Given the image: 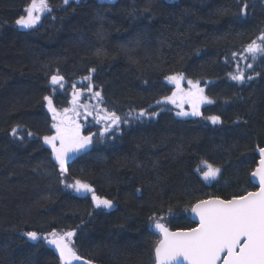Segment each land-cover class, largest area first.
I'll use <instances>...</instances> for the list:
<instances>
[{
  "label": "trees",
  "instance_id": "1",
  "mask_svg": "<svg viewBox=\"0 0 264 264\" xmlns=\"http://www.w3.org/2000/svg\"><path fill=\"white\" fill-rule=\"evenodd\" d=\"M29 3L0 0V264H60L24 233L70 230L78 255L93 264H154L152 218L188 231L196 202L256 191L250 173L264 146V58L253 63L232 53L244 54L264 30V0H49L52 11L24 29L15 21ZM237 65L253 79L231 80ZM57 71L66 83L54 91ZM178 73L199 80L214 100L202 117L178 118L157 103L172 95L166 77ZM89 75L100 107L129 122L104 137L97 124L89 128L94 143L62 177L42 140L54 135L43 97L69 108L71 85L86 91ZM141 110L158 115L136 119ZM210 115L222 123L203 118ZM16 125L34 136L21 143L10 134ZM202 160L221 169L217 179L203 180L196 171ZM75 179L113 207H94L91 193L76 196L65 186Z\"/></svg>",
  "mask_w": 264,
  "mask_h": 264
},
{
  "label": "snow or ice",
  "instance_id": "2",
  "mask_svg": "<svg viewBox=\"0 0 264 264\" xmlns=\"http://www.w3.org/2000/svg\"><path fill=\"white\" fill-rule=\"evenodd\" d=\"M63 4L68 6L70 0H63ZM248 8V3L243 2L240 5L239 15L246 16ZM51 11L49 0H30L24 9L26 15H21L15 23L21 28L32 29L40 23L44 14ZM243 52L244 54L233 52L232 57L241 60H247L250 57L252 61H256L258 56L264 57V30L244 48ZM247 67L253 68V64L248 63ZM90 72H95V68L90 69ZM229 78L237 83H245L246 79L252 80L253 76L248 75L246 78L245 73L237 65V71L229 73ZM166 79L169 83L176 85L177 91L171 96H166L163 102L176 105L180 109L176 112L177 116L202 117L201 105L214 103V100L205 95L199 80H187L188 89L185 91L181 86V82L185 80L182 73L169 75ZM83 80L88 81L86 91L97 101L95 106L89 107L88 104L80 103L85 89L78 88L75 83L71 85L72 109L64 108L60 111L54 106L51 95L43 97L48 112L52 114L51 127L55 129V134L44 135L42 140L44 145L51 149V156L58 165L62 177L68 173L66 165L71 156L86 150L94 143L93 137L96 133L82 134V125L79 122L81 116L85 119L93 116L96 123L103 124V130L99 132L101 137L109 132L114 135L121 123L129 122L127 119L122 120L115 111L100 107L103 97L100 91H93L91 76H85ZM50 83L55 91L56 87L63 89L66 81L57 71L56 74L51 75ZM185 104L190 106L191 111H184ZM80 109H83V112ZM70 111L71 116L68 115ZM156 115L158 113L155 111L149 113L147 110H141L137 113L136 119ZM203 118L213 125L222 123L218 115ZM239 122V120L236 121V123ZM10 134L21 143L26 137L34 136L31 130L25 132L20 125L13 127ZM258 152L259 166L250 173L252 178L258 180V191H249L246 195L231 199L215 197L196 202L192 205L191 211L199 217L200 224L199 227L190 231H170L160 220L152 218L155 229L162 237L156 242L154 248L155 264H264V146H258ZM196 171L202 175L204 181H211L217 179L221 169L202 160ZM65 186L74 189L77 193H91L92 202L96 208L111 209L113 207L112 200L97 196L92 186L80 179H75L74 183H66ZM24 235L31 241L42 239L53 246L59 253L60 264H73V261L83 259L73 247L75 231L60 233L52 231L43 237H40L36 231H28ZM83 264H93V262L83 259Z\"/></svg>",
  "mask_w": 264,
  "mask_h": 264
},
{
  "label": "rangeland",
  "instance_id": "3",
  "mask_svg": "<svg viewBox=\"0 0 264 264\" xmlns=\"http://www.w3.org/2000/svg\"><path fill=\"white\" fill-rule=\"evenodd\" d=\"M264 57H257V59H256V61H252L251 60V58L249 57L248 59L249 60H251V62H253V63H256L259 59H263ZM248 61V60H247ZM249 68L247 67V65H246V67H244V70L246 71V70H248ZM248 71H250V70H248ZM247 71V72H248ZM172 86L174 87V91L173 92H176L177 91V89H176V85L175 84H172ZM181 86L184 88V90L185 91H187V89H188V84H187V82H185V81H182L181 82ZM81 87V86H80ZM80 87H78V88H80ZM205 90V89H204ZM86 95H87V91H84V94L81 96V98H80V103H81V101L82 100H84V98H87L86 97ZM93 101V102H90V101ZM89 100H86L87 101V103L89 104V107H91L90 105H92V104H94L95 102H96V100L95 99H93V98H89ZM164 100H162V103H159V105H161L162 107H165V108H169L170 110H172V112L174 113V115L176 116V117H178V118H182V119H195V118H197V117H192V116H187V117H180V116H177L176 115V112L177 111H179L180 109L176 106V105H174V104H170V103H164L163 102ZM179 102V101H178ZM87 103H85V104H87ZM91 103V104H90ZM208 104H204V105H201V111H202V109L204 108V107H206ZM72 107H73V105H72V103H71V101H70V106H69V108L68 109H72ZM80 111L81 112H83V109H80ZM184 111H191V108H190V106L189 105H187V104H185L184 105ZM68 115L69 116H71L72 115V112L70 111L69 113H68ZM156 116H154L153 117V119L155 118ZM91 118H93V116H88L86 119L83 117V116H81L80 118H79V122L81 123V125H82V129H81V131H82V134L83 135H89V134H86L85 132L89 129V128H91L93 125H95V124H97V126L100 128V131H102L103 130V124H98V123H96L95 122V120H92ZM147 118V117H146ZM53 133L55 134V129H53ZM110 133V132H109ZM109 133H107V134H109ZM92 134V133H91ZM91 147V146H90ZM89 147V148H90ZM89 148H87L86 150H84V151H81V152H78V153H75V154H73L72 156H71V159H69V161L70 160H72V159H74V158H76V157H78V156H80V155H82V154H84V153H86L88 150H89ZM68 161V162H69ZM67 162V163H68ZM74 193H75V195L76 196H78V197H83V196H85V195H89L90 193H77L75 190L73 191Z\"/></svg>",
  "mask_w": 264,
  "mask_h": 264
},
{
  "label": "water",
  "instance_id": "4",
  "mask_svg": "<svg viewBox=\"0 0 264 264\" xmlns=\"http://www.w3.org/2000/svg\"><path fill=\"white\" fill-rule=\"evenodd\" d=\"M50 85H51V83H50ZM51 87L53 88L52 85H51ZM256 156H257V160H258V161H257V166H256V167H258V166H259V159H260L258 149L256 150ZM250 183L256 188V191L259 190V183H258V180L252 178L251 175H250ZM93 205H94V204H93ZM94 206H95V205H94ZM189 217H190L191 222L195 225L194 228L199 227V224H200L199 217L196 216L194 213H192L191 210H190V212H189ZM188 231H190V230H188ZM153 232L159 236V239L162 238V237H161V234L159 233V231H158L157 229H155V226L153 227ZM40 237H41V236H40ZM42 237H43V236H42ZM25 238L27 239V241H28L29 243H32V244H36L37 242L40 241V240H38V241H31V240H29L27 237H25ZM41 241L44 243L45 247L48 248L50 251H52V252L54 253V255L56 256V258L59 260V253L55 250V248H54L53 246H51V245H48V244L46 243V241H43L42 239H41ZM153 256H154V253H153ZM73 264H83V259H82V260H79V261H73ZM154 264H155V261H154Z\"/></svg>",
  "mask_w": 264,
  "mask_h": 264
},
{
  "label": "flooded vegetation",
  "instance_id": "5",
  "mask_svg": "<svg viewBox=\"0 0 264 264\" xmlns=\"http://www.w3.org/2000/svg\"><path fill=\"white\" fill-rule=\"evenodd\" d=\"M82 155H83V154H82ZM80 156H81V155H80ZM78 157H79V156H78ZM70 161H71V160H70ZM70 161H69V162H70ZM69 162H68V163H69ZM68 163H67V164H68Z\"/></svg>",
  "mask_w": 264,
  "mask_h": 264
}]
</instances>
